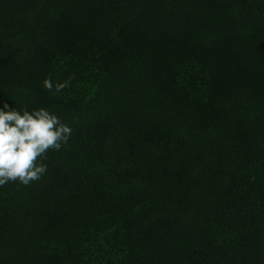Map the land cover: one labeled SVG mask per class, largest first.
<instances>
[{
  "label": "clouds",
  "instance_id": "obj_1",
  "mask_svg": "<svg viewBox=\"0 0 264 264\" xmlns=\"http://www.w3.org/2000/svg\"><path fill=\"white\" fill-rule=\"evenodd\" d=\"M42 84L54 93L69 87L68 80L53 84L50 77ZM72 132L69 125L44 108H25L21 114L5 104L0 109V187L17 181L27 186L40 180L47 172V165L41 161L47 160L50 150L67 147Z\"/></svg>",
  "mask_w": 264,
  "mask_h": 264
}]
</instances>
